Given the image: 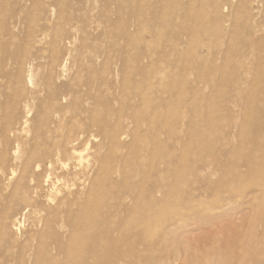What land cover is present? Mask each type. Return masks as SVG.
<instances>
[{
    "label": "rangeland",
    "instance_id": "1",
    "mask_svg": "<svg viewBox=\"0 0 264 264\" xmlns=\"http://www.w3.org/2000/svg\"><path fill=\"white\" fill-rule=\"evenodd\" d=\"M135 1L142 23L130 35L126 15L106 0H0V91L20 60L39 63L33 78L44 84L56 55L67 65L57 83L81 76L77 86L92 70L106 79L125 50L146 53L165 83L141 80L139 97L132 82L104 94L113 120L132 123L131 135L123 150L91 146L115 171L140 159L146 172L157 169L172 153L180 188L168 199L178 202L157 221L144 209L121 213L133 236L136 225L146 235L132 258L115 264H264V0H163L172 13L159 0ZM55 2L62 17L45 12ZM22 209L8 219L19 215L24 234L32 220Z\"/></svg>",
    "mask_w": 264,
    "mask_h": 264
},
{
    "label": "bare ground",
    "instance_id": "2",
    "mask_svg": "<svg viewBox=\"0 0 264 264\" xmlns=\"http://www.w3.org/2000/svg\"><path fill=\"white\" fill-rule=\"evenodd\" d=\"M106 1L126 15L121 20L126 33L140 31V4L135 0ZM158 3L166 12L169 7L175 11V6L168 7L163 0ZM56 4H49L45 12L62 17ZM125 51L114 59L117 66L104 80L92 70L77 86L74 84L81 76L75 77L74 84H58L67 65L56 55L44 84L35 85L33 76L39 63L34 60L17 61L13 77L3 80L0 264H115L132 258L137 241L144 244L146 235L143 227L136 225L133 236L131 222L121 213L144 209L146 216L157 221L161 211L177 205V200L168 199L173 188H180L181 171L172 153L165 154L157 169L153 163L146 172L140 159L134 169L128 162L115 171L103 151L91 146L99 141L100 146L107 143L123 150L131 135L132 123L123 118L113 120L114 110L104 94L115 97L132 82L137 96L141 83L152 78L163 84L166 81V76L148 66L152 57L139 50ZM100 104L110 112L100 110ZM16 206L31 218L30 232L21 234L19 215L9 221L8 214ZM112 210L117 213L106 214Z\"/></svg>",
    "mask_w": 264,
    "mask_h": 264
}]
</instances>
